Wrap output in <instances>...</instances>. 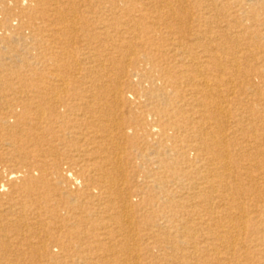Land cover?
Listing matches in <instances>:
<instances>
[{
  "label": "bare ground",
  "instance_id": "bare-ground-1",
  "mask_svg": "<svg viewBox=\"0 0 264 264\" xmlns=\"http://www.w3.org/2000/svg\"><path fill=\"white\" fill-rule=\"evenodd\" d=\"M0 264H264V0H0Z\"/></svg>",
  "mask_w": 264,
  "mask_h": 264
}]
</instances>
